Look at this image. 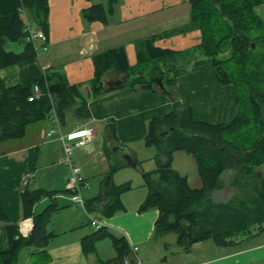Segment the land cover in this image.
Instances as JSON below:
<instances>
[{
	"label": "trees",
	"instance_id": "obj_1",
	"mask_svg": "<svg viewBox=\"0 0 264 264\" xmlns=\"http://www.w3.org/2000/svg\"><path fill=\"white\" fill-rule=\"evenodd\" d=\"M118 1L107 0L105 6L93 4L83 11V17L89 23L105 24L108 12ZM262 2L189 0V28L200 32L199 44L184 51H172L153 47V37L148 38L138 45L134 68L129 67L122 47L92 56L94 77L88 85L94 96L109 92L102 85L109 70L125 73L132 87L145 85L154 89L152 75L159 74L164 79V94L172 99L173 107L168 114L148 123L144 142L146 147L155 148L156 169L143 173L147 195L139 212L157 210L153 235L176 234V245L183 252L206 240L218 246H232L253 236V227L264 224V23L255 12ZM47 18L48 0H0V70L10 66L20 69L19 85L4 88L0 82V143L22 138L27 125L50 118L52 112L63 123L76 101L80 104L74 115L89 117L86 103L80 97L81 85L68 84L63 74L53 68L42 71L37 65L34 45L25 41L27 23L45 33ZM253 33L257 35L252 36ZM5 43L23 44V48L20 52L6 50ZM206 67L216 69L220 84L235 89L237 115L228 125L195 121L192 108L176 101L170 92L175 77ZM34 85L39 86L43 95L29 102ZM109 128L114 132L113 124L106 126V130ZM177 151L193 158L200 188H191L187 178L172 168V157ZM121 167L120 163L113 164L109 174ZM228 174L234 192L227 200L216 202L214 194L224 187L222 177ZM128 189V184H109L86 206L105 200L101 212L108 218L120 209L119 196ZM54 195L42 189L23 188L22 217L32 220V229L26 235L7 219L0 206V224L8 239V249L0 252V264H16L25 248H33L30 264L47 262L45 248L54 236L47 227L61 209ZM44 198L50 200L49 204L36 213L35 205ZM259 232H264V228ZM103 239H110L118 260L124 264L128 252L124 239L114 237L105 228L81 239L84 254L93 253L95 244Z\"/></svg>",
	"mask_w": 264,
	"mask_h": 264
},
{
	"label": "crops",
	"instance_id": "obj_2",
	"mask_svg": "<svg viewBox=\"0 0 264 264\" xmlns=\"http://www.w3.org/2000/svg\"><path fill=\"white\" fill-rule=\"evenodd\" d=\"M262 1L255 7V12L264 21V0ZM106 3L107 0H48L45 32L47 50L43 51V61L40 65L37 62V65L40 69L53 68L62 73L70 85L80 84V97L86 103L89 117L77 118L74 115L80 104L76 101L67 111L64 122L60 123L63 141L58 134L46 137L49 130L56 128L55 122L46 118L27 125L22 138L1 142L0 206L7 219L17 224L21 232L22 226L32 222L31 219L22 217L20 193L24 187L54 192L53 198L58 202L61 192L66 191L67 170L64 167H68L71 172L64 162L63 142H77L79 136H68L75 134L80 128L91 126L94 130L92 142L74 148L70 156L72 165L79 168V174L88 185L79 194L89 190L88 176L91 179L98 178L97 192L88 199L81 196L86 207L84 212L89 214L90 211H98L103 219L94 220L103 224L114 237L123 238L128 248L127 253L139 258L140 250L152 241V237H156L153 230L159 213L155 209L139 212V207L147 195L143 173L156 169L155 153L153 162H147L145 170L138 169L135 176L130 169L138 167L139 157L133 147L134 144L141 146L149 121L168 114L172 110L173 102L158 88L132 87L127 81L122 87L116 88L121 73L114 70H109L103 77L102 85L109 92L94 96L87 85L94 77L92 56L122 47L129 67L134 68L138 45L142 41L153 37V47L184 51L199 44L200 32L189 28V0H120L108 12L105 24L99 21L89 23L85 20L84 10L93 4L105 6ZM36 45L40 46V43L36 42ZM4 46L6 50L14 52H20L23 48L10 43H5ZM19 72L18 66L1 69L2 86L10 88L19 85ZM173 83L170 89L172 96L176 101L192 108L195 121L210 125H228L237 115L235 89L232 85L218 82L215 68L206 67L179 75L173 79ZM112 124L114 132L110 128L106 130V126ZM149 153L142 152L141 158L146 160ZM115 163H120L122 167L109 174L110 167ZM171 164L175 171L180 172H185L191 165L195 167L193 158L182 151L173 154ZM119 173H122L123 179L122 176H117ZM195 177L192 188H200L201 181L198 175ZM138 180L141 182L140 189L139 192H134L137 184H140L137 183ZM227 181L229 185V180ZM187 182L189 184L188 179ZM122 183L128 184L129 189L120 194L121 207L110 217L106 218L101 212L105 200L89 208L86 206L87 201L96 197L109 184L120 186ZM49 202L48 198L42 199L35 205L34 211L39 213ZM69 202L73 204L71 200ZM57 225L59 227V223H56L51 231L47 228L54 236L45 248L48 257L45 264H123L121 260L113 263V255L104 257L100 254L99 243L95 244L93 253L84 254L81 239L92 232L78 229L75 220H71L62 230H57ZM62 225L60 224V228ZM134 247L137 248L136 253L132 251ZM165 247L172 250L174 256L184 260V264H264V232L242 239L232 246H218L212 240H206L195 243L188 252H183L171 243ZM7 249V234L4 226L0 224V252ZM127 256L125 258L128 263L134 264ZM189 256L191 262H185ZM25 259L23 264L29 262ZM139 262L143 264L140 259Z\"/></svg>",
	"mask_w": 264,
	"mask_h": 264
},
{
	"label": "rangeland",
	"instance_id": "obj_3",
	"mask_svg": "<svg viewBox=\"0 0 264 264\" xmlns=\"http://www.w3.org/2000/svg\"><path fill=\"white\" fill-rule=\"evenodd\" d=\"M263 23H264V21H263ZM255 35H257V34L256 33L252 34V36H255ZM10 44L14 45V46H21V47L23 46V44H18V43H10ZM43 54H44V52L41 49H39V51L37 53V57H38L37 62L39 63V65H40L41 61H43ZM150 80H152V77ZM133 149L135 150V153L138 155L139 161H137L138 167L134 168V169H130V170H132V172H133L132 174H135V176H137V174L139 172L138 169L141 168V169L145 170L144 168L146 167V165H148L147 162H151V161L153 162L152 158H153V155L155 153V148L154 147H146L145 142L143 141L141 143V146L134 144ZM142 152L143 153L150 152L148 155V158L146 160H143L144 158H141V157H143L141 154ZM62 162H63V158H62ZM64 162H65V158H64ZM64 168H66V170H67V172H66L67 175L65 178V182L67 184V180H69L71 178L72 174L68 170V167L65 166ZM195 168H196V166L194 167V165H191V167L189 169L187 168L185 172H180L178 170L176 171L180 176H186L187 177L189 184H190V185L189 184L188 185L191 188L193 187L192 185L195 182L194 181L196 178L195 176H197ZM122 172H124V171H122ZM259 172H263V169H260ZM121 174L122 173H119L117 176H122ZM81 178L84 179L83 176H81ZM87 178H88V182L90 184V188L88 191H84V192L79 194L80 197L83 196L84 199L90 198L92 196V194L94 195L99 188V184H97L98 183L97 177L95 179H91V176H88ZM123 178H124V176H122V179ZM223 178H224V176L222 177V179ZM228 178H229V175L228 176L226 175L224 180H223L226 185L224 184L225 186L214 194L213 199L216 202L226 200L231 195V193L234 192L233 189L229 185H227V182H228L227 180H229ZM91 181H92V184H91ZM137 183H140V184H137L138 186L135 187L134 192H139V189H140L139 185H141V182L138 180ZM124 184L122 183V185H124ZM61 193L62 194H61V196L57 202V205L59 207H61V209H60V211H58L54 214L52 221L50 222V224L47 227L48 230L51 231L53 225H55L56 223L57 224L59 223V227L57 225V230H60V229L62 230V229H64V227H67V224H70L71 220H75L78 229L88 230L90 233L95 231L94 228L90 226L88 215H86L84 210L79 206L75 207L74 204H70V202H69L70 201V194L69 193H63V192H61ZM124 193H122V194H124ZM42 210L43 209H41L40 212ZM89 215L92 219H103V217L99 214L98 211H92V212L90 211ZM60 224H63L61 226V228H60ZM261 228L262 229L264 228V224H262L260 226V228L258 226H256V227H253L251 230H252L253 234L256 235V234L261 233V232H259V230ZM176 241H177V235L174 233H170V234H167V235H164L161 237H152V241L148 245H145L144 249L140 250L141 252H139V254H138L139 258L138 257L137 258L132 257L130 253H127L126 256L129 254L127 256V258L130 261H134V264L139 259H140V261L143 262V264H170L171 262L173 264H184V262H183L184 260H182L180 257H176V255L174 256L173 251L168 250L167 247H165V245H167L168 243H171L174 246H177ZM97 243L100 244L99 245L100 246L99 247L100 254L102 253V255H104V257L105 256L108 257L109 255H113L114 259H112V262L113 263L118 262L116 252H115V250L111 244L110 239H103V240L98 241ZM32 251H33V248L23 249L20 252V254L18 255V259H17L16 264H23L25 258H27V260H29V262L26 261V263L30 264L31 260L29 258L31 256H29V255ZM28 252H29V255H28ZM185 262H191L190 256L187 257V260Z\"/></svg>",
	"mask_w": 264,
	"mask_h": 264
},
{
	"label": "built area",
	"instance_id": "obj_4",
	"mask_svg": "<svg viewBox=\"0 0 264 264\" xmlns=\"http://www.w3.org/2000/svg\"><path fill=\"white\" fill-rule=\"evenodd\" d=\"M23 12V11H21ZM25 15V13H23ZM25 41L27 43H32L34 45L35 51L37 52L38 49H42L43 51L47 50V38L44 33V31L38 27H35L34 25L27 23L26 25V39ZM36 42L40 43V47L38 48L36 46ZM44 70V69H43ZM43 95L41 89L39 86L34 85L31 90V94L28 97L29 102H33L35 100H38ZM52 120L56 123V128L49 130L45 135L46 137L50 138L54 134H58L59 138L63 141V137L60 132L59 128V119L57 118L56 114L54 112L51 113ZM74 136H79V140L73 144H66L63 142V152L65 157L66 164L71 169V178L67 180L66 184V190L70 194V200L77 206H80L82 209H85L84 202L82 198L79 195L80 190L86 188L88 185L84 182V180L81 178L79 174V168L74 167L70 161V156L72 154V151L74 148L83 147L93 140V128L90 126L84 127L80 130H78L75 134H71L68 136V138H72ZM90 224L94 227L95 230H100L103 228V224L96 222L95 220H91ZM32 228V223L30 222L27 226L21 227V234L26 235ZM137 250L136 247L132 248V251L135 253ZM124 263H127V260H124ZM136 264H140L139 261L136 262Z\"/></svg>",
	"mask_w": 264,
	"mask_h": 264
},
{
	"label": "water",
	"instance_id": "obj_5",
	"mask_svg": "<svg viewBox=\"0 0 264 264\" xmlns=\"http://www.w3.org/2000/svg\"><path fill=\"white\" fill-rule=\"evenodd\" d=\"M252 47H254V44H252ZM120 73V72H118ZM126 81H127V75L125 73H121V77L120 79L118 80L117 84H116V88H120L122 87L123 85L126 84ZM152 85L155 86L156 88L160 89L162 92H166V88H165V85H164V79L162 78V76H160L159 74H154L152 75ZM102 83H103V78H102ZM143 89L146 88L145 85L141 86ZM172 128H170L171 130ZM168 132H165V134H167Z\"/></svg>",
	"mask_w": 264,
	"mask_h": 264
}]
</instances>
